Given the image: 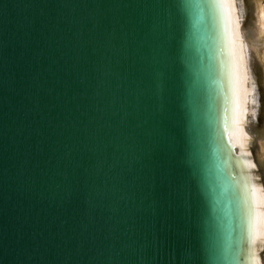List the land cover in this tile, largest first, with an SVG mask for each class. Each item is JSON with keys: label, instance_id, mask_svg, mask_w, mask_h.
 Instances as JSON below:
<instances>
[{"label": "water", "instance_id": "1", "mask_svg": "<svg viewBox=\"0 0 264 264\" xmlns=\"http://www.w3.org/2000/svg\"><path fill=\"white\" fill-rule=\"evenodd\" d=\"M158 2L0 0V264H182L178 232L190 228L209 245L228 238L234 202L239 199L242 213L243 206L221 129L215 21L193 34L188 77L177 76L165 88L171 119L165 134L157 135L152 50L138 45L154 15L142 5ZM110 32L114 38L106 42ZM98 65L113 73L102 89ZM137 87L143 96L137 97ZM68 151L71 160L64 159ZM98 159L104 162L99 172ZM218 164L231 187L213 214L210 195L199 193H211L213 186L222 192ZM170 169L173 185L191 186L190 215L183 197L169 201L162 180ZM69 187L70 202L64 199ZM93 188L105 195L97 199L95 227L81 233ZM197 199L208 209L202 218ZM113 201L120 208L112 221L116 239L105 240L101 227ZM154 201L161 205L155 214ZM130 216L134 224L126 222ZM165 220L164 243L154 245L152 233ZM239 225L237 217L232 227L244 240V221ZM127 240L136 247L114 255L112 249Z\"/></svg>", "mask_w": 264, "mask_h": 264}, {"label": "snow or ice", "instance_id": "2", "mask_svg": "<svg viewBox=\"0 0 264 264\" xmlns=\"http://www.w3.org/2000/svg\"><path fill=\"white\" fill-rule=\"evenodd\" d=\"M223 6L226 9H230L233 5L230 0H159L158 3L151 5H142L145 9L152 10L154 15L151 19L148 30L145 34V39L139 43V47L143 48L146 45L151 48L152 55L149 60L150 65L153 67V83L158 96V103L154 106L153 115L159 117L156 127L153 129L157 135H164L166 132V125L171 119V109L168 101L163 99V92L178 76L180 79L188 77V69L191 67V49L192 38L194 32H199L202 28L209 26V22L216 16V9ZM7 6H5L6 8ZM98 16L91 17L92 28L97 29L99 27ZM143 23V20L141 21ZM114 38V33H107L105 36L106 42H110ZM97 71L100 73V79L98 81V89H102L106 80L113 75L110 69L106 65H98ZM99 94V92H98ZM137 97L144 95V90L141 87L136 89ZM227 131V129H226ZM232 133H229V140H232ZM174 137L169 138V150L174 151ZM250 155V153H248ZM72 152L68 151L64 154V159L71 160ZM79 167V165H77ZM104 166L102 159H98L95 165V171L99 172ZM197 164L193 161L194 171L192 172V179L197 178ZM249 167L255 168L253 162H249ZM217 175L223 181L221 193H217V189L213 186L211 193L200 192V196L210 195L211 199V211L215 214L217 205L220 203V196L224 192H227L230 187V180L228 176L224 174V169L221 165H216ZM88 169H85L87 172ZM232 180L236 177L232 176ZM162 183H166L168 186V198L171 202L173 198L180 199L183 197V207L186 215H190L192 207V193L191 186L189 184L188 191L184 190L183 186L173 185L172 183V170L170 169L164 176ZM131 184L137 185V178H131ZM246 189L250 191L251 199H245L247 204L246 213H242L240 209V201L237 199L235 203V209L229 218L228 238L225 241L216 239L211 245L207 240L197 239L192 235L191 229L178 232L177 236L183 241V261L182 264H245L246 260L254 261L255 264H259V260L255 252L251 248H245L242 238L236 236L237 229L232 227L233 220L237 217L241 219L242 228L244 218L246 216L247 226L252 233L253 239H255L261 228L264 227V198L258 195L255 186L250 184L245 185ZM152 192L155 193L156 187L152 186ZM234 191V190H233ZM92 192L95 193V197L90 196L86 203L89 210V215L86 219H83L79 223L81 233H88L90 228L95 227L96 217L93 214L97 207V199L104 198V192L99 188H93ZM74 190L69 187L65 191L64 199L70 202L73 198ZM134 193L129 194V200ZM123 199V197L121 198ZM198 207L200 209V217L202 213L207 212L203 199H197ZM158 201L153 202V213H157L160 208ZM170 206V204H169ZM108 219L101 227V231L105 233V240L116 239V225L112 222L114 218L119 216L120 208L119 204L115 201L107 205ZM126 222L132 224L135 220L130 216ZM63 224H67V221H63ZM168 227V221H164V226L152 233L153 244L164 243L161 240V232ZM136 247L135 240L122 241L120 250L112 249L113 254L120 255V252L125 249H133ZM103 254V253H102Z\"/></svg>", "mask_w": 264, "mask_h": 264}, {"label": "bare ground", "instance_id": "3", "mask_svg": "<svg viewBox=\"0 0 264 264\" xmlns=\"http://www.w3.org/2000/svg\"><path fill=\"white\" fill-rule=\"evenodd\" d=\"M216 9L215 30L220 74L221 129L227 158L238 187L243 213L251 199L245 185L264 198V0H230ZM261 119L256 121V116ZM227 129V131H226ZM232 133V140L228 136ZM237 148V149H235ZM250 153V155H248ZM249 162L255 168L249 167ZM264 211V209H261ZM244 245L264 264V227L253 239L244 218ZM245 264H255L246 260Z\"/></svg>", "mask_w": 264, "mask_h": 264}, {"label": "rangeland", "instance_id": "4", "mask_svg": "<svg viewBox=\"0 0 264 264\" xmlns=\"http://www.w3.org/2000/svg\"><path fill=\"white\" fill-rule=\"evenodd\" d=\"M262 93L264 94V91H262ZM255 119H256V121H259L261 119V116L257 115Z\"/></svg>", "mask_w": 264, "mask_h": 264}]
</instances>
